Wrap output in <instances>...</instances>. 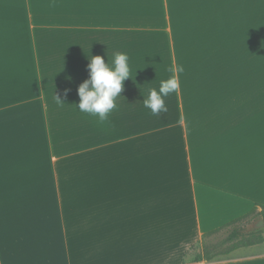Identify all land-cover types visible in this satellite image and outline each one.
Wrapping results in <instances>:
<instances>
[{
  "label": "crops",
  "instance_id": "0c3cea01",
  "mask_svg": "<svg viewBox=\"0 0 264 264\" xmlns=\"http://www.w3.org/2000/svg\"><path fill=\"white\" fill-rule=\"evenodd\" d=\"M117 52L133 78L101 123L78 110V87L91 56ZM172 75L153 116L144 97ZM41 113L77 117V170L28 172ZM256 204L264 0H0V264H184ZM234 255L210 264H264L262 250Z\"/></svg>",
  "mask_w": 264,
  "mask_h": 264
},
{
  "label": "rangeland",
  "instance_id": "374dc122",
  "mask_svg": "<svg viewBox=\"0 0 264 264\" xmlns=\"http://www.w3.org/2000/svg\"><path fill=\"white\" fill-rule=\"evenodd\" d=\"M59 109L60 108H56V110ZM41 116H46V113H41L40 115L39 128L36 131V136L38 138L35 139L39 146L37 149L38 153L30 156L34 168L33 170H28V172L31 173V175L39 174L38 177H45L46 171H44L45 169L43 166L46 165L48 161L56 166H58V164H64V166L67 165L71 169L77 170L80 162L79 127L77 117L70 116L64 121L62 119L63 117L56 116L52 122L47 123V121H44ZM45 127L50 129V136L54 137V150L46 145L47 139L45 138ZM35 168L37 169L34 170ZM74 175H77V171L74 172ZM258 225L261 226L258 220H255L250 224H246V221L241 223L243 230L247 233L254 230ZM232 228L233 227L222 229L221 231L204 238L201 243L194 246L188 253L184 264H210L212 262L224 261L233 258L235 256V251L240 250H247V252H250V249L251 251H264V246L254 248H244L239 246V248L232 251L234 242L228 240ZM205 254H209V256L213 258L207 260Z\"/></svg>",
  "mask_w": 264,
  "mask_h": 264
},
{
  "label": "clouds",
  "instance_id": "9594fccd",
  "mask_svg": "<svg viewBox=\"0 0 264 264\" xmlns=\"http://www.w3.org/2000/svg\"><path fill=\"white\" fill-rule=\"evenodd\" d=\"M88 69L89 79L84 80L78 87L80 97L78 110L98 117L103 123L107 121L110 113L117 109L116 99L121 97L124 81L133 78L129 56L127 53L117 52L108 63H105L104 58L99 55L91 56ZM183 70L182 66L168 69L173 73ZM178 88L179 83L175 75L162 80L158 90H149L147 97H144L143 106L150 109L153 116L161 117L168 111L165 98L175 93ZM56 100L57 103H61L59 98L56 97Z\"/></svg>",
  "mask_w": 264,
  "mask_h": 264
},
{
  "label": "trees",
  "instance_id": "16d2710c",
  "mask_svg": "<svg viewBox=\"0 0 264 264\" xmlns=\"http://www.w3.org/2000/svg\"><path fill=\"white\" fill-rule=\"evenodd\" d=\"M255 220H258L259 223L260 221H262L264 224V204H256L252 212L235 220L234 222H232L231 224L225 227V228L233 227L232 230H230V234L228 237V240L230 242H234L232 251L239 248V246L248 248V247L264 244V225L261 227H256L254 230L248 233L245 230H243V227L241 226V223L243 221H246V224H250L253 223V221ZM219 231L221 230H216L208 234L206 237L213 235L214 233H217ZM205 257L207 260H211L213 258L209 256V254H205Z\"/></svg>",
  "mask_w": 264,
  "mask_h": 264
},
{
  "label": "water",
  "instance_id": "95a60500",
  "mask_svg": "<svg viewBox=\"0 0 264 264\" xmlns=\"http://www.w3.org/2000/svg\"><path fill=\"white\" fill-rule=\"evenodd\" d=\"M259 224H261V226H263V225H264L262 221H260V223H259ZM261 226H259V225H258L257 227H261Z\"/></svg>",
  "mask_w": 264,
  "mask_h": 264
}]
</instances>
